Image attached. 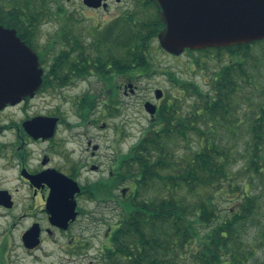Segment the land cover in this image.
<instances>
[{
    "label": "trees",
    "instance_id": "1",
    "mask_svg": "<svg viewBox=\"0 0 264 264\" xmlns=\"http://www.w3.org/2000/svg\"><path fill=\"white\" fill-rule=\"evenodd\" d=\"M29 1L0 0V25L15 29L32 46L31 33L46 18L43 2L31 10ZM146 3L153 5L152 0ZM120 21L119 17L110 24L104 37L113 36ZM124 24L126 77L149 75V46L162 28L159 16L140 23L135 33L128 21ZM120 33L115 41L123 46L124 29ZM62 37H54V42ZM258 46H264V39L186 50L192 65L210 64L203 67L206 91L193 80L165 72L174 94L165 92L146 132L114 160L102 187L82 188L93 202L117 203L118 218L109 225L101 247L104 264H253L258 247L264 250V201L252 191L255 181H264V50ZM195 53L204 54L201 61ZM60 59L54 58L43 89L68 82ZM121 62L113 60L108 68L93 64L112 88L109 105L118 99L113 81L125 69ZM79 66L77 76L87 75L92 67L85 60ZM255 94L259 98L252 103ZM94 104L88 95L79 101L83 121ZM236 155L242 162L234 170ZM226 202L228 209L223 207Z\"/></svg>",
    "mask_w": 264,
    "mask_h": 264
},
{
    "label": "rangeland",
    "instance_id": "2",
    "mask_svg": "<svg viewBox=\"0 0 264 264\" xmlns=\"http://www.w3.org/2000/svg\"><path fill=\"white\" fill-rule=\"evenodd\" d=\"M14 1L16 2V0ZM29 2L31 10L39 8L40 2L45 5L44 17L46 19H43L31 33V44L41 52L43 66L49 70L54 58L58 57H61L63 71L74 66L75 61L82 63L83 60L95 64L99 62L101 68H106L107 63L111 64L113 60L117 59V61L121 60L124 66L126 64V25L124 23L128 21L129 27H132L135 33L140 23H150L157 16L156 8L147 4L146 0H119L118 2L108 0L106 9L99 10L85 7L82 0H30ZM10 6L12 4L7 5V7ZM56 12L61 13L62 16L59 18ZM49 13L53 14L47 17ZM119 17L121 25L116 28L113 36L106 37L108 29L112 27L110 24ZM62 29H64L63 32ZM123 29L122 43L124 45L122 46L119 45L121 44L120 40L115 41V38L120 37V31ZM105 32L107 34H104ZM57 33L58 35L62 34L63 37L62 40L54 42L53 38L58 36ZM104 35L106 36L104 37ZM256 49L264 50V46H258ZM98 53H100V58H98ZM148 55L152 71L149 75L137 77L135 82L138 91L135 94H128L125 99L120 91L118 102L115 105L117 110H107L106 112L102 102L107 100L108 94L102 92L101 84L103 82L98 81L95 77H90L85 82L77 80L75 84H70L71 90L67 88L63 90L62 94L55 93L56 98L50 96L54 100L49 105L45 102L48 100V96L38 94L27 103L8 108L0 113V125L17 121L20 123L29 116L47 115L53 110L59 112L63 120L69 125H77V127L72 130L59 127L55 139H66L67 146L76 148L77 155H82L86 166L82 169L79 183L85 186L83 189L90 191L97 188L98 190L102 187L101 183L107 179L109 166L114 161L115 153L120 154L128 151L145 132L148 119L143 110L144 101L152 100L154 103L153 90L156 88L174 94L171 82L165 72L174 73L175 77L179 79L193 80L206 91L207 78L203 67L206 69L210 67L209 63L198 68L190 63L191 59L186 53L177 57L170 56L159 48L156 40L150 44ZM194 55L201 61L204 54L195 53ZM207 71L209 72V70ZM119 81L121 79H118ZM111 94L112 91H110ZM86 95L94 96L95 104L92 107L91 117L87 119L86 123H83L76 113L75 106L78 99ZM257 98H259V94L253 96L252 103H256ZM241 106L242 102L239 100L236 111L239 112ZM2 135L10 138L12 134L10 131H6ZM3 140L0 137V142ZM74 140H78V143L73 144ZM87 140L99 147L98 155L94 158H88V153L84 152ZM31 149H34L35 152L33 146L26 151L32 152ZM33 159L29 160L30 164L36 163ZM241 162V157L236 155L235 160L232 161L233 169H238ZM91 164L98 165V171H90L89 165ZM252 191L260 195L264 201V181H255ZM93 194L95 193L93 192ZM96 198L97 200L102 199ZM90 201H87L86 196L77 200L80 215L63 234H53L50 242H47L43 247L45 253H35L36 259L22 251L19 236L29 221H21L18 224V230L10 232L11 235L5 234V244L0 251V262L4 264L3 255L7 252L9 264H104L100 249L106 244L105 239L109 225H113V222L118 218L117 203L111 199H105L100 203ZM227 204L229 203L223 204L224 209L229 208ZM7 222L8 220H0L1 224ZM3 229L0 228L2 234L5 232ZM1 237L2 235H0V242L2 241ZM263 260L264 250L259 246L252 261L253 264H262Z\"/></svg>",
    "mask_w": 264,
    "mask_h": 264
},
{
    "label": "water",
    "instance_id": "3",
    "mask_svg": "<svg viewBox=\"0 0 264 264\" xmlns=\"http://www.w3.org/2000/svg\"><path fill=\"white\" fill-rule=\"evenodd\" d=\"M163 29L158 35L160 46L169 54L179 55L184 49L223 48L264 39V0H153ZM89 8L100 7L101 0H83ZM42 69L36 54L16 35L14 29L0 25V109L33 97L41 84ZM160 91H156L157 98ZM146 111L155 107L147 103ZM56 119L39 116L23 123L33 138H49ZM68 181V182H66ZM64 179L62 185H52L48 210L52 223L63 229L74 221V194L79 188ZM29 248L35 245L27 234Z\"/></svg>",
    "mask_w": 264,
    "mask_h": 264
},
{
    "label": "flooded vegetation",
    "instance_id": "4",
    "mask_svg": "<svg viewBox=\"0 0 264 264\" xmlns=\"http://www.w3.org/2000/svg\"><path fill=\"white\" fill-rule=\"evenodd\" d=\"M98 58H100V56ZM87 64L88 67L92 66L91 69H89V74L97 77L99 73L97 71L93 72V69H97V65L93 66L95 63L89 61H87ZM79 65V61H75L74 66L69 67L68 70L63 72V74H69L70 76L68 82L62 84L63 86H58V83H50L46 89L48 100L45 102L47 105L54 100L52 97L56 98V95H54L55 93L62 94L63 90L70 87V84H75L77 80L82 78V76L76 75L78 70H80ZM124 68L121 76L123 80L121 89L126 99V89H129V91L131 89L136 90L137 87L133 82L128 83L132 84L131 88L128 87V84H126V64ZM50 70L46 69V73L49 74ZM85 77L88 78L90 76ZM8 108L10 107L4 108L0 113ZM59 114V112L53 110L46 115L49 117H57L59 121L55 128L54 135L45 139H33L28 136L26 130L22 126L23 121L20 123L17 121L15 123L9 122L7 125H0V137L4 139L0 142V220H8L7 223H0V228H5L3 229L5 232L3 234L0 233V235H2L0 251L5 244V234L11 235L13 230H18L17 227L21 221H29V224L27 226L25 224L24 230L21 231L19 236L20 245L22 251L33 259L37 258L36 252H40V254L45 253L43 247L47 242H50L53 238V234L64 233L56 227H52L50 223L51 214L48 210V203L51 186L57 185L58 187L64 182L59 178L58 174L65 175L79 184L78 181L85 164L80 157H77L76 148L67 146L68 142L66 139H55L59 127H64L67 130H72L73 128V126L63 120ZM6 131L11 132V140H9L10 138L8 136L2 135V133ZM72 143L76 144L78 140H74ZM72 143L70 144L75 147ZM31 146L35 147V152L33 151L34 149H31L32 152L26 151ZM92 146V142L87 140L85 151L88 152V158H94L96 156L89 151ZM31 159L36 163L30 164L29 160ZM92 166L93 164L89 165L90 170ZM27 231H32V234L36 233L34 243L37 245L32 249L26 248L23 244V236ZM3 259L4 264H9L7 252L4 253ZM0 264L2 263L0 262Z\"/></svg>",
    "mask_w": 264,
    "mask_h": 264
}]
</instances>
